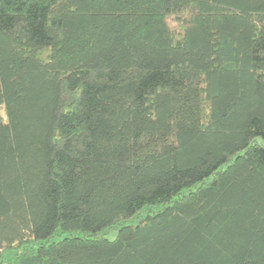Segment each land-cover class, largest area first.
Here are the masks:
<instances>
[{"label": "trees", "instance_id": "trees-1", "mask_svg": "<svg viewBox=\"0 0 264 264\" xmlns=\"http://www.w3.org/2000/svg\"><path fill=\"white\" fill-rule=\"evenodd\" d=\"M259 139L264 0H0V264H264Z\"/></svg>", "mask_w": 264, "mask_h": 264}, {"label": "rangeland", "instance_id": "rangeland-1", "mask_svg": "<svg viewBox=\"0 0 264 264\" xmlns=\"http://www.w3.org/2000/svg\"><path fill=\"white\" fill-rule=\"evenodd\" d=\"M2 113H3V112H2ZM258 143L264 145V140H263V139H259V140H258ZM138 223H139V220L136 219V220L134 221V224H138ZM105 235H106L109 239H114V238L116 237V235H117V230H115V229L108 230V231L105 232ZM15 254H16L15 251H7V252L5 253V256H4V257H5V258H12Z\"/></svg>", "mask_w": 264, "mask_h": 264}, {"label": "flooded vegetation", "instance_id": "flooded-vegetation-1", "mask_svg": "<svg viewBox=\"0 0 264 264\" xmlns=\"http://www.w3.org/2000/svg\"><path fill=\"white\" fill-rule=\"evenodd\" d=\"M7 264V263H6Z\"/></svg>", "mask_w": 264, "mask_h": 264}]
</instances>
